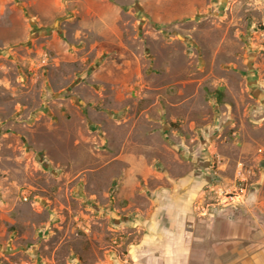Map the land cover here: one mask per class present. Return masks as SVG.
Returning a JSON list of instances; mask_svg holds the SVG:
<instances>
[{
	"label": "rangeland",
	"instance_id": "374dc122",
	"mask_svg": "<svg viewBox=\"0 0 264 264\" xmlns=\"http://www.w3.org/2000/svg\"><path fill=\"white\" fill-rule=\"evenodd\" d=\"M192 179L264 202V0H0V264L134 262Z\"/></svg>",
	"mask_w": 264,
	"mask_h": 264
},
{
	"label": "crops",
	"instance_id": "0c3cea01",
	"mask_svg": "<svg viewBox=\"0 0 264 264\" xmlns=\"http://www.w3.org/2000/svg\"><path fill=\"white\" fill-rule=\"evenodd\" d=\"M96 27L103 35L114 32L101 22ZM202 184L192 179L185 200L178 199L173 212L154 211L141 218L143 235L130 250L134 262L127 264H215L226 254L230 260L220 264H264V202L258 204L254 194L241 202L235 197L210 214Z\"/></svg>",
	"mask_w": 264,
	"mask_h": 264
},
{
	"label": "built area",
	"instance_id": "2783aa9c",
	"mask_svg": "<svg viewBox=\"0 0 264 264\" xmlns=\"http://www.w3.org/2000/svg\"><path fill=\"white\" fill-rule=\"evenodd\" d=\"M235 191L238 192V188L237 187L235 188ZM237 196H238V193L235 194L233 192H230V193L226 194L224 199H223V201H222V204H224V205L231 204V202H233V199L235 197H237Z\"/></svg>",
	"mask_w": 264,
	"mask_h": 264
}]
</instances>
